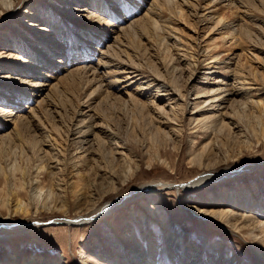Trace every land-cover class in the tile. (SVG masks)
<instances>
[{
  "label": "bare ground",
  "instance_id": "6f19581e",
  "mask_svg": "<svg viewBox=\"0 0 264 264\" xmlns=\"http://www.w3.org/2000/svg\"><path fill=\"white\" fill-rule=\"evenodd\" d=\"M258 1L264 5V0ZM224 2H228L229 4H234V2L239 3L242 5V9H244L241 11L242 13L240 12L242 15L238 14L237 19L231 20L229 24H225L227 19H225L226 17L224 18L223 15V17L221 16L222 12L221 14H219V12L217 13L221 8V6L217 8L218 4ZM52 3H54L52 7H54L55 10H51L43 5L29 3V0H0V18L2 15L7 16L13 13V11L17 10L20 6L27 5V9L24 10L25 12L23 13V15L25 14V21L22 22L24 26L16 30V33H13L14 30H11L12 28H10V26L3 29L0 33V44H3L4 48H11L17 53L21 50L23 51H21L23 55H19L23 63L7 61L4 55H0V72L4 70L12 73L18 71L24 76L38 75V79L30 83L28 87L12 84L13 79L9 81L10 78H6L8 81H0V104L12 107V109L8 108L3 110L6 111V115L3 117L11 116L15 109L26 107L18 106L19 104L17 102H34V97L43 95L39 94L43 92L42 87L47 85L50 86V91L41 97V99H38V105L36 107L31 106L32 108H30V106H27L30 110L27 111L28 113H26V115L18 114L15 118L10 119L14 124V128L11 132H8L9 134H4V136L0 135L1 142L4 143L5 139L10 135L16 136L17 139L18 137H24H21V134H23V131H26L28 124L31 126L33 122L31 118L35 115L37 109L44 110L43 108L46 105H56L54 101L51 100V97L54 93L61 91L60 81L64 78L71 83H80L82 80H85L86 84H93L95 87L88 95L89 99L97 92L106 91L108 93V89L114 87L121 95L128 96L132 104L136 106L140 104V107L142 105V108L151 111L154 110L153 112L157 114L159 112H164L166 106H169V112L171 111L172 113L169 114V117L166 116V120L162 117L159 123L165 124L168 128L176 132H182V124L179 121H182L183 116L188 114L189 124H191V122H196L193 127V134L198 132L210 137L207 142L202 143L200 148L195 146L194 143L190 146V160L199 161V163H202L201 161L204 157L205 160L207 158L208 162L209 159L210 161L213 160L210 158L212 157L211 154L221 147L219 138H221V144L225 146L229 141L232 142L233 136L239 139L242 138V135L245 136L244 128L247 126V123L240 117L241 115L238 116L239 118H237L236 124L232 125L233 123L231 122L233 114H238L237 111L239 112L240 109H244L247 106L254 108L255 110H251L257 112L258 119H256L259 120L261 118L264 120V86L259 85L253 87L252 85L257 83L248 81L245 75V66L251 61L250 55H252V53L251 48L248 47L249 45L246 46V41L248 39L245 41L244 37L246 35V37L249 36L247 38H252L253 32H251L248 27L243 29V32H240L243 28V24H240V20L243 19L242 17L244 16L247 20L249 18L250 21L254 22L256 28L260 30H256V32H258L257 36L261 35V32L264 31V17H260L251 12L252 7L249 9L250 6H247L248 3L250 4L249 1L53 0ZM184 6L189 8L193 14L187 15ZM226 6H228V4ZM263 8L262 6V9ZM143 10L145 11L143 12ZM140 11L143 12V14L139 19L131 21L128 25L122 24L123 22L129 21L135 13ZM75 12H88L91 16L90 18H88L87 15L74 17L73 13ZM108 12L109 20H112V22H108L109 20L106 18ZM236 14L235 11V15ZM190 15H194L197 24L194 25L200 28L207 24L214 25V23H216V27L218 25L219 29H221L220 34L222 36L219 34L221 40L220 37H218L220 42L217 41L219 43L216 42L214 44L212 42L213 40H211V42H205L203 40L205 44H198L197 36L200 34V30H198L197 27L193 30L194 26L191 30L190 28L192 26H190L189 29L193 32V35L187 38L197 41L194 42V45L191 43L188 46L186 45L188 42L186 44L183 43L181 37H183L184 34L182 35L180 30H182L181 26H187L186 24L190 22H187V16ZM232 19H235V16ZM115 22L121 24L117 31H113ZM178 25L180 27H177ZM214 27L212 29H215ZM22 28L25 29V32L23 31L24 33H22ZM140 30H145L144 32L150 35L148 41L150 42L152 50L155 51V54H151V56L153 55L152 57L155 58L159 70H156V67L154 68L147 65L146 62L143 61L145 59H142L140 54L133 49L136 48L134 40L136 34H138ZM243 33L245 34L244 36ZM25 34H27L26 37ZM113 34L115 35L114 37ZM112 37L114 40L113 43L107 45L108 47L106 49L99 50L98 46L105 45ZM27 38H29V40H27ZM88 38L89 42L91 44L93 43V47H88L85 43ZM259 38H261V36ZM199 39L201 38L199 37ZM62 41H64V43H62ZM214 41H216L215 38ZM255 45L258 47L257 45L259 44ZM79 46H83V48ZM226 46L229 48L227 49ZM223 47L227 50H222ZM238 47L242 54L235 53ZM223 52H225L224 55H228L225 57L222 54ZM97 53L99 55L98 62L89 65L90 61L96 59L95 56ZM117 57H120V59ZM82 60L84 61L82 62ZM87 60L89 62L87 65L89 66L70 68L76 63L83 64ZM136 60L140 62H136ZM133 63L137 65H132ZM140 65L149 68L152 74L155 75L154 78L149 79L148 77L150 76L145 74L146 71L144 72ZM108 66L112 68H108ZM185 68H190V74L188 73L187 77L183 79V74H186ZM34 69H36L35 72H33ZM64 69H66L68 73L60 77L59 82L54 84L51 83L52 85L43 82V77H49V73L45 74L43 71H52V74H57ZM202 69L203 72H201ZM178 72H180L179 75L177 74ZM111 73H114L113 76ZM199 73L202 75H199L200 80L189 87V85H187L189 84L188 81L194 79ZM117 74L120 77H116L115 75ZM211 75H216L213 77L214 83L210 84L209 82H205L207 84L200 87L199 84L204 83L202 78L209 79ZM39 77H42V79H39ZM108 77H112V79ZM181 79L184 80V86L179 83ZM123 84L125 85L123 86ZM133 86H135L134 92L132 90ZM29 87L35 88H33L31 92L29 91ZM104 87L106 89H103ZM135 91L139 93V95L136 94ZM191 91H195L197 95L194 94L196 97L193 98V107L192 110H189L191 101L189 95ZM35 93L38 94L35 95ZM241 93L242 95H240ZM135 95L146 96L149 101L140 103ZM240 96L243 98V101L238 102L237 98ZM203 97L205 98L201 101L200 98ZM196 99L199 100L195 101ZM163 101H166V104L159 106ZM227 102L228 106H223V104ZM204 105L209 106V108L204 110ZM2 108L4 109V107H1L0 111H2ZM8 113H10V115ZM252 113L254 112L252 111ZM16 114L17 113L14 112L13 115ZM3 117L0 116V129L4 127L8 121L3 119ZM251 117L253 118L255 115ZM84 121L83 119L80 123L82 124ZM69 126L67 130L70 132ZM82 127L84 128V126L76 125L77 133H79L77 137L83 139H76L75 144L72 143L73 145H81L84 138L87 136L89 128L83 130ZM253 127V129H256L255 126ZM223 128L228 130L225 129V133H222ZM235 128H238L239 131H235ZM71 129H73V126ZM107 131L106 129L105 133ZM43 133L45 134L46 132L44 131ZM255 133H257L256 130ZM44 134V140L48 137L50 142L56 140L52 135L50 136L48 133ZM95 134L97 136V133ZM110 135L111 133H108L106 137L108 138ZM100 137L101 136H97V138ZM247 138L245 137V140H241L247 141ZM24 142L22 141L21 144L23 145ZM233 142L237 141L234 140ZM102 144H104L103 141ZM114 144H116L117 147H122L117 141ZM48 148L56 150L51 146ZM60 152L62 151H59V155L61 154ZM49 153L48 150L46 154ZM53 153H55V151ZM71 157L72 156H70V159ZM37 158L39 159V157ZM86 159L87 158H83L82 162L80 161V165H82L84 161H88ZM225 160L227 161L228 159L224 157L222 161L225 162ZM196 162L193 163L197 165L198 162ZM207 163L205 164L204 162L200 164V166L198 165V167L203 168L204 172H206L205 175L201 174L202 176L199 175L188 183L181 185L169 184V186L159 183H144L125 196H122V198L108 202H105L107 198L102 199L105 192L101 194L95 192L94 197L93 191L90 192V189L88 191V188L93 189L94 186L92 184L94 183L89 181L85 176L86 173L82 172L78 167H74L72 171L66 174L63 172V169L60 168L59 171L60 173L63 172L62 175L64 174L63 178L65 179H63L65 182L63 181L62 183V179H60L59 176H57L58 178L55 176V174L59 175V172L58 174L55 173L51 170V167H48L43 161H41L40 164L37 163L34 170H30L29 172L25 167L21 168L17 165L18 167L16 169L13 165L12 167L14 169L12 172H9L12 167L9 171L1 168L4 176L0 177V179L4 181V184L0 186V209L6 210L10 216L17 215L23 217L35 216L43 212H62L64 215H67L74 209V212L78 215L77 217H63L62 219H56L57 222H55L58 224H66L69 227L71 223H74L72 225L88 223L93 220L95 216L110 212L121 205L127 204L134 196L141 195L146 197L145 207L151 213L150 219H155L154 221L150 220V222L154 223L158 221L164 226L167 241L159 243L158 241L163 240V236L160 235L157 242L149 241L147 244L145 234H142L141 237L137 234V231H141V229L137 228L140 223L139 219L135 214L130 213L129 215L134 222V226H132V228H126V230L122 232L124 233L122 234V240L123 242L127 240L129 242V244L127 243L128 246L123 248L118 246L115 242L117 246L114 247V250H112L110 254H100L98 248H94L91 251L92 254L88 253L83 256L82 264H245V259H243L240 254L233 253L232 256L227 257L226 249L221 243L217 248L213 249V255L205 252V248L202 245H199L195 240L189 237H185L183 232L176 229L171 218L165 214L163 215V204L161 206L154 205L156 199L153 193L156 191L161 192L167 189H175L177 192L175 197L176 204L184 207L183 201L185 196H182V192H189L202 186L221 182L227 178L229 179L230 177L239 175V172L243 170L234 168L232 170L228 169L225 172L222 171L224 167L219 168L220 165L223 164H216L217 161L213 162V164ZM218 170H221V172L217 173ZM134 172L133 170L131 174H126L125 178H131ZM17 174L19 175L18 177L16 176ZM104 174L106 176L105 172ZM111 176L114 175L112 173L107 175L108 178L113 180ZM125 178L124 182L126 180ZM115 187L116 186L113 188ZM94 190H96V188H94ZM252 192L253 190L249 185L243 187L229 185L224 188H216L210 198L207 197L204 202H199L201 203L200 205H205L208 208L196 207L194 212L196 215L212 221V224L218 225L220 228L236 234L244 241L247 240L245 239V235H247L251 240V242L248 240L245 241L248 246H250L249 251L251 256L248 257L249 263H251V260H254L256 264H260L261 262L264 264V195L259 191L253 195ZM150 194L152 195L149 196ZM110 195H113V193ZM97 204H99V206ZM68 221H71L70 225ZM12 223L13 222L6 220V218L0 217V225L6 227H9L11 224L14 228H25L23 225L26 224L24 222H18L12 225ZM31 227H35V225H31ZM255 230H259V234H256ZM163 245H165V250H163ZM0 264H68V261L65 256L58 257L48 253L32 254L30 252L21 254L16 251L14 255L0 256Z\"/></svg>",
  "mask_w": 264,
  "mask_h": 264
},
{
  "label": "rangeland",
  "instance_id": "374dc122",
  "mask_svg": "<svg viewBox=\"0 0 264 264\" xmlns=\"http://www.w3.org/2000/svg\"><path fill=\"white\" fill-rule=\"evenodd\" d=\"M245 1L250 2V4L248 3L249 5L247 4V6H250L249 9L252 7L251 12L259 15L260 17H264V8L262 9V6L264 7V5L261 2H259L258 0ZM52 2L53 0H29V3L43 5L44 7L50 8L51 10H55V8L52 7V4H54ZM254 2H258L261 4H255ZM227 4L228 6H226ZM26 6L27 5L20 6L17 10L13 11V13L7 16L2 15V17L0 18V33L3 31V29L8 28V26L12 28L11 30H14L13 33H16V30L24 26L22 22L25 21V14L23 15V13L25 12L24 10L27 9ZM217 8H220L217 13L219 12V14H221L222 12L221 16L223 15L224 18L226 17L225 19L227 20L225 21V24H229L231 20H236L237 15H242L240 14V12L244 10L242 9V5L236 2H234V4H229L228 2H224L222 4L220 3L218 4ZM184 9L187 15L193 14L189 10V8H186V6H184ZM144 11L145 10H143V12ZM235 11L237 13L236 15ZM143 12L140 11L135 13L129 21L123 22L122 24L128 25L131 21L139 19ZM108 14L109 12L107 13L106 18L109 20ZM79 15H87L88 18H90L91 16V14L88 12L73 13L74 17H78ZM234 16L235 19H232ZM187 17V22L190 21V24L187 23V26H181L182 30H180V33H182V35L184 34L183 37H181V39H183V43L186 44L188 42L189 44H186L188 46L191 43L194 45V42H196L197 40V43L200 45L205 44L204 41L211 42V40H213L212 42L214 44L217 41L220 42V36H222L220 34L221 29H219L218 25L216 27V23H214L215 27L213 24H207L200 28L199 26H196V18L194 17V15H190ZM242 18L243 19L240 20V24H243V28L240 32H243V29L247 27L251 32H253L252 38H247L249 36L246 37V35L243 33V36L245 35L244 40H249L246 41V46L249 45L248 47L251 48L252 53V55H250L251 61H249L247 63V66H245V75L247 76L248 81H254L253 83H257L255 85H252L253 87H257L259 85L264 86V31L261 32V35L257 36L258 32H256V30H260L256 28L255 23L250 21L249 18L247 20V18L244 16ZM110 21L112 22V20H109L108 22ZM119 26H121V24L115 22V28H113V31H117ZM190 26L192 27L190 28ZM193 26V30H195L196 27L198 30H200V36H197L196 41L195 39H192V36V40H189L187 38L188 36L193 35V32L191 31ZM212 26L215 29H212ZM177 27L180 26L178 25ZM23 31L25 32L24 28H22V33H24ZM144 31L145 30H140L138 34H136L134 40L136 48L133 49L140 54V57L142 59H145L143 61H145L147 65L154 68L156 67V70H159L155 58L152 57L153 55L151 56V54H155V51L152 50V48L150 47V42L148 41L150 35ZM26 35L27 34H25V37ZM114 36L115 35L113 34V37ZM260 36L261 38H259ZM113 37L110 38L107 43H105L106 46H98L99 50H104L108 47L107 45L112 44L114 41ZM199 37L201 39H199ZM216 37H220V40ZM214 38L216 39V41H214ZM27 40H29V38H27ZM62 43H64V41H62ZM85 43L88 45V47H93V43L91 44L89 42V38L86 39ZM254 43L259 44L257 45L258 47H256ZM2 45L3 44H0V55H4L7 61L23 63L22 59L19 57V55H23L21 54L23 52L22 50V52L20 51L17 53L11 48H4V45ZM79 47L83 48V46ZM226 48L228 49L229 47L226 46ZM226 48L223 47L222 50H227ZM237 49L235 50V53L242 54V52L239 50V47ZM222 54L224 55L225 52H223ZM227 55L224 56L226 57ZM224 56L222 57L225 58ZM98 57L99 55L97 53L95 56L96 59L90 61V63L87 60L83 64L76 63L74 64L75 66L72 65L73 67L71 66L70 68L73 69L77 66L86 67L92 64H96L99 59ZM117 58L120 59V57ZM83 61L84 60H82V62ZM136 62L140 61L136 60ZM88 63L89 65H87ZM132 65L137 64L133 63ZM141 67L144 72L146 71L145 74L147 76H150L148 77L149 79L154 78L155 75L152 74V71L149 70V68L143 66ZM108 68L112 67L108 66ZM185 70L186 74H183V79L187 77L188 73L190 74V68H185ZM35 71L36 69H34L33 72ZM46 71L43 72L45 74L49 73V77H43V82L50 85L59 82L60 77L65 76L68 73L66 69L59 71L57 74H52V71H47L46 73ZM201 72H203V69L201 70ZM179 73L180 72H178L177 74L179 75ZM111 74L113 76L114 73ZM199 75L200 73L197 74L194 79L189 80V84L187 85L191 87L192 85L197 83L198 80H200L199 77L202 76ZM37 76H24L18 71L12 73L4 70L0 72V81H8V79L6 78H10L9 81L13 79L12 84H19L22 87H28V85L30 86V83H33L34 80L38 79ZM115 76L120 77L118 76V74ZM215 76L216 75H211L209 79L202 78V81L204 83H200L199 86L202 87L204 86V84L206 85L207 83L205 82H209L210 84L214 83L213 77ZM108 78L112 79V77ZM39 79H42V77H39ZM179 83L184 86V80L181 79ZM60 85L61 91L58 93H54L51 97V100L54 101L56 105H46L43 108L44 110L37 109V112L35 113L36 116L34 115L33 118H31V120L33 121L31 123V126L28 124L29 128L27 126L26 131L22 132L24 135L21 134V137H24H18V140L16 136L10 135V138H6L7 141L5 139V144L0 141V177L4 176L2 173L3 168L4 170L9 171V169L14 165L13 167H16V169L18 166L21 168L25 167L29 172L30 170H34L37 163L40 164V162L43 161L44 164L46 163L48 167H51V170H53L55 173L58 174L59 172V175L55 174V176H59V178L62 179L63 183L65 179L63 178L64 174L62 175V173L64 172L66 174L67 172L72 171L74 167H78V169L87 174H85V176L89 179V181L94 183L92 184L94 186L93 189L88 188V191L89 189L90 192L93 191L94 197L95 192L99 194L105 192L102 199L107 198L105 202H108L122 198V196H125L144 183H159L161 185L167 186H169V184L181 185L192 181L199 175H205L206 172H204L203 168L198 167V165L200 166V164H203L204 162L206 164L208 162L207 158L205 160L204 157V159H202L201 161L202 163H199V161H197L199 163L198 164L196 161L192 159L190 160L189 151L190 146L193 143L195 144V146L200 148L202 146V143L207 142L210 137L198 132L193 134V127L195 126L196 122H191V124H189L188 114L183 116L182 121H179L182 124V132H176L171 128H168L165 124L159 123L162 117L164 118V120H166V116L169 117V114L172 113L171 111L169 112V106H166L164 112H159L158 116L156 112H153L154 110L151 111L146 108H142V105L140 107V104L137 106L132 104L129 101L130 98L128 96L121 95L114 87L109 88L108 93L106 91L97 92L92 95L91 99H89L88 95L93 91L95 86H93V84H86L85 80H82V82L80 83H71L69 80L64 78L61 79ZM124 85L125 84H123V86ZM105 87L103 89H106ZM33 88L35 87H29V91L32 92ZM42 89L43 92H40L39 94L43 95L34 97V102H17L19 104L18 106L26 107L15 109L14 112L17 113L16 115H13V112L11 116L3 117L6 115V111L3 110H6L8 108L12 109V107H10L9 105L4 106L0 104V108L4 107V109L2 108V111H0V116H2L3 119L8 120L6 122V125L0 129V135L4 136V134L11 132L14 128V124L12 121H10V119L15 118L18 114L26 115V113H28L27 111H29L30 108L36 107L38 105V99H41V97H43L50 91V86H43ZM134 89L135 86H133V92ZM36 94L38 93H35V95ZM136 94L139 95V93L137 92ZM194 94L197 95L195 91H191V94L189 95V97L191 98L190 100L192 101H190L189 110H192L193 107V98L196 97ZM240 95H242V93ZM135 96L140 103L149 101L148 97L146 96ZM204 98L205 97L200 98V100L202 101ZM197 100L199 99H196L195 101ZM237 100L238 102H240L243 101V98L240 96L237 98ZM165 104L166 101H163L159 106H163ZM205 105L204 110L209 108V106ZM225 105L228 106V102L223 104V106ZM27 106H30V108H28ZM245 108L240 109L239 112L237 111L238 114H233V117L231 119V122L233 123L232 125H234L237 122V118H239L238 116L241 115L240 117L245 120L248 126L244 128L245 136L242 135V138L240 139L238 137L236 138V136H233L234 138L232 137L233 139H230L232 142L229 141L225 146L221 144L222 141H220L221 138H219L221 147L219 148V150L217 149L213 154H211L212 157L210 158L211 160H213L210 161L209 159V162L207 163L213 164V162L217 161L216 164H223L220 165L219 168L224 167L222 171L225 172L228 169H243L239 172V175H235L233 177H230L229 179L227 178L212 185L210 184L196 188L189 192H182V196H185L183 201L184 207L178 206L176 204L175 197L177 195V192L175 191V189H167L161 192L156 191L155 193H153V195L156 199L154 203L155 206H161L163 204V215L165 214L170 217L172 222L175 224L176 229L180 232H183L185 234V237H189L195 240L199 245H202L205 248V252L213 255V249L217 248L221 243V245H224L226 249L227 257L232 256L233 253H236L240 254V256L245 259V264H256L254 260H251V263H249L248 261V257L251 256L249 251L250 246H248L247 242L245 241L248 240L249 242H251V240L247 235H245V239L247 240L244 241L236 234L228 232L227 230L220 228L218 225L212 224V221L206 220L201 216L196 215L194 212L196 207L208 208L205 205H200L201 203L199 202H204L207 197L210 198L212 193L214 192V189L216 188H224L229 185L237 187L249 185L253 190V195H255L258 191L262 195H264V120H262L260 117V119L257 120L258 116L257 112L254 111V108H251L249 106ZM252 111L254 113H252ZM8 114L10 115V113ZM41 114L45 115L42 116ZM253 115H255V117L252 118L251 116ZM248 116L250 119L248 118ZM83 119L85 121L81 124L80 122ZM259 121L261 124L259 123ZM248 123L251 125H249ZM76 125L84 126V128L82 127L83 130L89 128L88 134L84 138V141L81 143V145H73L75 144L76 139L78 140V138H81L77 137L79 136V133H77ZM68 126L70 132L67 130ZM72 126L73 129H71ZM253 126H255L256 129H253ZM106 129L109 132L107 131L105 133ZM225 129L223 128L222 133H225ZM237 130L238 128H235V131ZM255 130L257 133H255ZM42 131H45V134L48 133L50 136L52 135L56 138V140L50 142L49 137L47 139L45 138L44 140V133ZM95 133H97V136L101 137L97 138ZM108 133H111V135L107 138L106 135H108ZM249 134H251L252 136ZM111 137L113 140L111 139ZM245 137H248L247 141H242L243 139L245 140ZM114 140L115 142H119V145H122V147L118 146V148L116 144H114ZM234 140L237 142H233ZM22 141H25L23 145L21 144ZM102 141L104 142V144H102ZM49 146L53 147L56 150L48 148ZM48 150L50 152V155L46 154ZM58 150L62 151L60 152V155ZM54 151L55 153H53ZM70 156H72L73 158L71 157L70 159ZM37 157H39V159ZM224 157L230 161H222V159L224 160ZM83 158H87L86 160L88 161H84L83 164L80 165ZM193 162H196L197 165ZM13 167L9 172H12V170L14 169ZM60 168L63 169L62 173H60L59 171ZM133 170L135 171L133 176L131 178H125V175L131 174ZM104 172L106 173V176ZM219 172H221V170L217 171V173ZM111 173L114 175L111 176L113 177V180L107 177V175H110ZM16 176L18 177L19 175L17 174ZM124 178L126 179L125 182ZM3 184L4 181L0 179V186H2ZM114 186L116 187L113 188ZM94 188H96V190H94ZM111 193H113V195H110ZM151 195L152 194H150L149 196ZM145 202L146 197L141 195L134 196V198L131 199L127 204L121 205L110 212L104 213L103 215H97L88 223L82 225H72L74 223L68 221L69 225L71 223V226L69 227L66 224H58L55 222H57L56 219H62L63 217H77L78 215L74 212V209L67 215H64L62 212H43L35 216L31 215L27 217L17 215L10 216V214L6 210L0 209L1 218H6V220H9V222L13 223H26L25 225H23L25 228H14V226H11V224L9 227L0 225V256L2 257L4 255H14L16 251L21 254H27L29 252L32 254L48 253L58 257L65 256L68 264H82L83 256L88 253L92 254L91 251L94 248H98L100 254H110V252H112V250H114V247L117 245L123 248L128 246L129 242L127 240L126 242H123L122 240V234H124L122 232H124L126 228H132V226H134V222L129 215L130 213L135 214L139 219L140 223L137 228L141 229V231H137V234L140 235V237L142 236V234H145L147 244L149 241L157 242L160 235L163 236V240H160L158 242L163 243L164 241H167V237L164 232L165 228L158 221L154 223L150 222V220L154 221L155 219H150L151 213L146 209ZM97 205L99 206V204ZM31 225H35V227H31ZM259 232V230H255L256 234H259ZM115 242L117 243V245L115 244ZM163 246V250H165V245ZM260 264L263 263L261 262Z\"/></svg>",
  "mask_w": 264,
  "mask_h": 264
}]
</instances>
